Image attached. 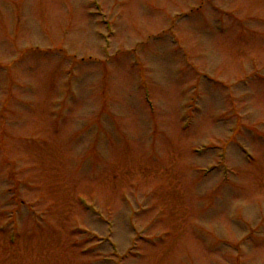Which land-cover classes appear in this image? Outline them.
Segmentation results:
<instances>
[{"label":"rangeland","instance_id":"rangeland-1","mask_svg":"<svg viewBox=\"0 0 264 264\" xmlns=\"http://www.w3.org/2000/svg\"><path fill=\"white\" fill-rule=\"evenodd\" d=\"M100 4L0 0V264H264V0Z\"/></svg>","mask_w":264,"mask_h":264}]
</instances>
